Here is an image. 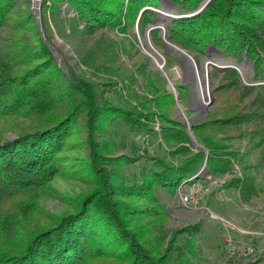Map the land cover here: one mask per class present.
I'll return each mask as SVG.
<instances>
[{"label": "rangeland", "instance_id": "rangeland-1", "mask_svg": "<svg viewBox=\"0 0 264 264\" xmlns=\"http://www.w3.org/2000/svg\"><path fill=\"white\" fill-rule=\"evenodd\" d=\"M12 1L4 11L0 27V69L3 68L0 77L3 78V71L8 72L4 79L13 76L16 62L12 58L27 53L35 60L17 67L16 73L47 64L43 66L44 73L31 72L28 87L33 85V90L24 93L32 96L33 101L23 109H28V114H33L30 116L34 118L20 123L19 130H8L3 141L34 133L68 113H71L72 122L63 125V131L59 126L55 129L61 134L59 145L55 146L49 160L56 170L47 184L52 192L50 199L38 206L34 199L41 200L43 191L37 194L39 191L29 187L25 194L13 195L0 204V209L14 208L16 212L12 214L17 213V224L32 228L28 220H43L38 216L42 207L43 216L55 218L73 212L80 201H91L89 206L96 212L110 202L112 208L117 209L116 216L122 224V239L113 240L110 232L119 227L114 228L96 214L109 233L107 238L97 236L98 246L91 248L98 253L105 250L101 255H106L107 259L96 260L95 264L113 263L106 254L108 249L123 253L124 257L119 260L125 258L128 264H264V73H261L262 79H254L253 72H258L255 61L246 56L241 64H235L230 57L215 61L211 56L216 51L210 47L199 59L192 51L170 43L167 34L168 43H165L162 29L167 33V23L172 19L156 10L176 16V20L197 13V10L188 15L169 13L176 6L166 0H161L162 8L148 7L155 16L144 27L139 26L140 16L136 20L133 14L126 17L127 23L121 27L95 29L92 33L66 3L46 2L41 10L40 0L39 27L31 13L36 0ZM148 17L151 16L143 20L147 21ZM27 20H30L28 26L19 30ZM153 29L161 31L155 43L160 45L157 47L150 33ZM39 41L48 48L54 67L48 64L49 55H38ZM11 44L18 47L16 55L7 51ZM206 57L224 69L205 68ZM260 58L264 69L263 53ZM231 69L238 72L243 85L256 89L244 93L234 84L230 89L229 80L213 76L214 72L220 74ZM201 89L212 96L201 99ZM12 93L4 88L0 96L13 97ZM204 106L206 111H202ZM115 107L140 113L169 112L171 120L183 125V133L193 152L207 155V149L196 140L192 130L193 125L199 124L204 128L207 143H213L217 150L219 147L223 154L224 151L230 153L234 162L233 178L224 173L211 180L213 177L207 178L205 171H199L197 184L201 192L195 195L197 189L192 192L191 189L196 184L182 183L172 193L163 189L155 197L147 188H136L133 182L126 181L124 167L141 158L145 150L137 151L138 155L130 146L125 148L118 137L114 138L110 127L102 131V127L93 126V109L98 113L102 108ZM213 120L222 122L206 126ZM0 121L3 126L1 117ZM13 122L18 126L19 122ZM125 133L128 135V131ZM132 140L143 145L144 138L132 137ZM157 140L150 139L144 145L151 148L154 156L160 155L155 144ZM190 155L177 156L172 162L180 163V157L186 159ZM234 178L243 180L230 184ZM3 186L0 184V190L9 191ZM183 194L193 197L188 207L180 201ZM8 223L7 227L1 223V227L13 228L14 219ZM194 227L198 230H193ZM124 231L130 236L126 238ZM1 241V251L18 244L10 231ZM87 245L88 251L89 242ZM114 264L123 263L115 261Z\"/></svg>", "mask_w": 264, "mask_h": 264}, {"label": "trees", "instance_id": "trees-1", "mask_svg": "<svg viewBox=\"0 0 264 264\" xmlns=\"http://www.w3.org/2000/svg\"><path fill=\"white\" fill-rule=\"evenodd\" d=\"M166 1L176 6V9L169 10V13L188 15L198 9L202 0ZM46 2L66 3L85 23L86 30L89 33H92V30L105 27H121L127 23L126 17L133 14H135L136 20L140 16L139 26L144 27V25L150 24L154 20L155 14L143 9L163 7L161 0H42L41 10L44 9L43 6ZM11 3H13L12 0H0V27L3 24L1 21L3 15H5L4 11L10 7ZM145 16L151 17H148L145 21L143 20ZM263 17L264 0H212L206 9L194 16L169 21L166 34L170 43L192 51L199 59L206 55L208 47L215 49L216 52L212 53L211 56L212 60L215 61L216 58L226 59L230 57L235 64H241L244 61V56H246L248 60L255 61L258 65V72H253V76L254 79L260 80L263 78L261 73H264L260 58V53L264 54ZM29 23L30 20L23 21L22 25L19 26L20 29H18H24L21 27L28 26ZM150 33L156 46L157 36H161V31L153 29ZM39 44L38 55H49L50 62L48 64H53L48 48L41 41H39ZM17 48V46L14 47L11 44L7 51L12 55H16L18 53ZM243 49L244 51H242ZM12 60L16 62L13 76L4 79L6 77L5 73L8 74V72L3 71V78L0 77V94L4 88L13 92V97L10 95L0 96V117L4 124L0 126V184H4L3 187L9 190H0V204L6 203L13 195L25 194L29 191L27 188L30 187V189L39 191L37 194L43 191V197L45 198L42 197L41 200L34 199L36 204L40 206L44 203V200L50 199L49 196L52 195L51 188L47 184L55 175L56 170L52 168L53 162H49V160L52 159L53 149L55 151V146L59 145L61 134V131L57 133L55 129L58 126L61 128L63 125L71 123L72 121L69 119L71 113L34 133L21 134L13 140L4 142L3 135L8 130H19L20 123L22 124L23 121L34 118L30 116L33 114H28L30 112L28 109L27 111L23 109L30 101H33L32 96H27L24 93L33 90V85L28 87L32 80H28L29 75L33 72L44 73L46 68L43 66L47 64L35 65L31 68L32 70L19 74L16 73L17 67L35 60V57L31 53H27L23 57H13ZM54 66L55 64H53ZM2 69L0 70L2 71ZM50 72L55 74V71ZM60 73L65 77L64 73ZM238 75V72L232 69L220 74H217V72L213 74L214 77L229 80L228 87L230 89L234 85L235 88H240L244 93L256 89L253 86L243 85L238 79ZM200 92L203 100L212 96L211 93L203 92L202 89ZM258 98L260 97L258 96ZM37 100L42 99L37 98ZM92 112L94 113L92 118L94 127L100 126L104 129L102 131H106L105 129L110 127L109 132L114 135V138L118 137L122 143L124 142L125 148L130 146L135 152L145 150L141 158L126 164L127 168L124 167V171L127 170V173L124 175L126 181L133 182L136 188L149 189L154 197L155 195L158 196L163 189L167 193L176 192L182 183L198 185L199 176L193 177L199 171L201 173L207 172V178H215L224 173H228L229 178H233L232 163L234 162L230 159V153L224 151L223 154L220 152L219 147V150H217L213 143H207L204 138V128L199 124L193 125L192 130L196 140L207 149L205 165V154L193 152L189 139L183 133V125L171 120L169 112L140 113L123 110L119 107L102 108L98 113H96V109H93ZM88 114H90V111ZM16 118L21 119L17 120ZM13 121L19 122L18 126ZM218 122L222 121L213 120L206 123V126L209 124L217 125ZM64 127L61 128L62 131ZM125 131H128V135ZM132 137L138 140L143 137V145L137 144L135 140H132ZM150 139H158L155 144H157L160 155L154 156L150 151L151 148L144 147ZM140 152H137L138 155ZM185 154L191 155L186 159L180 157V163L172 162L175 157ZM201 173L198 175H201ZM241 180L243 179L234 178L230 181V184ZM99 181L100 178L96 182ZM39 185H42V187H38ZM89 204H91V201H80L74 207L73 212L55 218L43 216L45 210L42 207L38 216L42 217L43 220L40 222L34 219L30 220V218L28 220L32 223V228L20 227V224H17V213L12 214V212H16L14 208L0 209V244H2L1 238L4 235L6 236L9 231L14 240L18 242L15 248L8 251L0 250V264H95L96 260L105 261L107 259L105 258L106 255H101L105 253L103 252L105 250H100L99 253L93 250L95 246H98L96 237L101 235L107 238L109 233L99 223L96 214L106 223H111L114 228L119 227V230L116 231L112 228L110 232L113 233V240L118 242L122 239L120 233L123 230H120L122 224L116 216L117 209L112 208L110 202L104 203V207L99 212L90 208ZM11 218L14 219L13 228L9 226V230L3 229L1 223L4 222L7 227ZM193 230H198V227H194ZM124 232L126 238L130 236V233ZM87 242H89L90 247L88 251ZM106 254L112 258V264L115 261L128 264L124 261L125 258L119 260V257H124L123 253L118 254L112 249H108Z\"/></svg>", "mask_w": 264, "mask_h": 264}, {"label": "water", "instance_id": "water-1", "mask_svg": "<svg viewBox=\"0 0 264 264\" xmlns=\"http://www.w3.org/2000/svg\"><path fill=\"white\" fill-rule=\"evenodd\" d=\"M212 0H202V2L199 4V8L197 9V13H195V14H198V13H200L201 11H203L209 4H210V2H211ZM40 0H36V1H34V4H33V6H32V8H31V13L33 14V16H34V18H35V20H36V22H37V24H38V26L40 27ZM164 7V6H163ZM148 9H150V8H146V9H144V10H148ZM156 13H158V14H164V16L167 18V19H176L177 17L176 16H172V15H170V14H168V13H166L165 11H160V10H156L155 11ZM160 29V28H159ZM150 30V29H149ZM163 30V32H162V37H163V39H164V42L165 43H168V40H167V38H166V33H165V29H162ZM41 38H42V40H43V37H42V33H41ZM50 48V47H49ZM50 50H52L51 48H50ZM206 67H209V68H211V69H224V67H219V66H216V65H214V64H212L211 63V59L210 58H208V57H206L205 58V68ZM226 67V66H225ZM206 108L207 107H202V111H206ZM189 125V124H188ZM188 125H186V126H188ZM206 154H205V159H204V165H205V163H206ZM196 176L197 175H195L193 178H196Z\"/></svg>", "mask_w": 264, "mask_h": 264}, {"label": "built area", "instance_id": "built-area-1", "mask_svg": "<svg viewBox=\"0 0 264 264\" xmlns=\"http://www.w3.org/2000/svg\"><path fill=\"white\" fill-rule=\"evenodd\" d=\"M214 178H212L211 180H213ZM219 185V184H218ZM198 187H201L200 185H193L192 186V189H191V192L196 188L197 189V191L196 192H194V195L196 194V193H200L201 192V190L198 188ZM192 199H193V197L191 196V194H183L182 195V198H180V201L183 203V205L185 206V207H188V205H191V203H192Z\"/></svg>", "mask_w": 264, "mask_h": 264}, {"label": "bare ground", "instance_id": "bare-ground-1", "mask_svg": "<svg viewBox=\"0 0 264 264\" xmlns=\"http://www.w3.org/2000/svg\"><path fill=\"white\" fill-rule=\"evenodd\" d=\"M163 17V16H162ZM163 18H165V17H163ZM205 107V106H204Z\"/></svg>", "mask_w": 264, "mask_h": 264}, {"label": "crops", "instance_id": "crops-1", "mask_svg": "<svg viewBox=\"0 0 264 264\" xmlns=\"http://www.w3.org/2000/svg\"><path fill=\"white\" fill-rule=\"evenodd\" d=\"M207 173V172H206Z\"/></svg>", "mask_w": 264, "mask_h": 264}]
</instances>
